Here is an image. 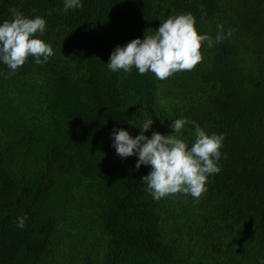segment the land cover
I'll return each instance as SVG.
<instances>
[{"label":"trees","instance_id":"1","mask_svg":"<svg viewBox=\"0 0 264 264\" xmlns=\"http://www.w3.org/2000/svg\"><path fill=\"white\" fill-rule=\"evenodd\" d=\"M81 4L0 0V23L13 7L43 17L54 51L7 78L0 62V264H264V0ZM182 13L199 34L232 35L163 81L108 69L117 46ZM185 117L224 135L220 171L198 202L156 201L142 181L151 166L120 157L113 130L135 137L152 119L145 136L168 135ZM194 130L181 132L189 147Z\"/></svg>","mask_w":264,"mask_h":264},{"label":"clouds","instance_id":"2","mask_svg":"<svg viewBox=\"0 0 264 264\" xmlns=\"http://www.w3.org/2000/svg\"><path fill=\"white\" fill-rule=\"evenodd\" d=\"M80 7L81 0H64L65 12ZM9 12L11 19L0 23V62L11 70L6 78L14 75L29 57L39 65L54 55L52 46L40 38L46 28L43 17L29 18L14 7ZM231 35V29L225 34L224 26L220 24L214 38L207 33L202 35L197 31L191 13L170 15L160 22L154 34H144L143 39L137 37L124 46H117L110 54L107 67L113 72L123 70L126 73L135 67L139 74L151 72L163 81L177 72L194 70L204 59L201 48L205 42L211 48ZM152 124V119L144 122L135 137L125 129H114L116 153L122 158L137 155V170L142 164L151 166L142 181L154 200L179 193L191 195L198 202L207 191L208 177L220 171L218 161L224 135L208 134L195 121L185 117L172 121L170 134L153 132L149 138L144 133ZM187 124H192L195 129L190 147L181 136ZM26 219V216L18 217L17 227L22 229Z\"/></svg>","mask_w":264,"mask_h":264}]
</instances>
